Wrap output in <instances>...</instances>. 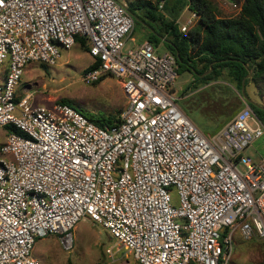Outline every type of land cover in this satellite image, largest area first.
<instances>
[{"label": "built area", "instance_id": "built-area-1", "mask_svg": "<svg viewBox=\"0 0 264 264\" xmlns=\"http://www.w3.org/2000/svg\"><path fill=\"white\" fill-rule=\"evenodd\" d=\"M133 28L117 0H0V264H39L31 250L49 234L69 248L84 216L138 264H227L236 232L264 236V157L243 152L264 124L245 101L203 135L169 91L174 54L147 40L124 50ZM76 36L92 57L84 82L121 85L110 126L16 92L28 64H56Z\"/></svg>", "mask_w": 264, "mask_h": 264}, {"label": "rangeland", "instance_id": "rangeland-1", "mask_svg": "<svg viewBox=\"0 0 264 264\" xmlns=\"http://www.w3.org/2000/svg\"><path fill=\"white\" fill-rule=\"evenodd\" d=\"M130 9L134 17L132 37L125 42L124 50L130 48L132 40L149 41V32L152 31L148 24L141 22L137 16L140 10L135 9L130 2L135 0H117ZM176 0H160L158 12L166 17H171L166 9L169 4ZM216 7V13L220 16L237 14L239 4L229 0H210ZM156 4V0H151ZM164 5V7H162ZM191 22L187 24V21ZM197 17L188 9L184 8L177 18V25L186 24L190 30L196 23ZM165 33L162 32V35ZM167 36V35H166ZM159 52L167 51L164 45V37H158ZM92 57L87 50L76 42L70 49H60V57L56 64L46 65L32 62L24 70L16 92L19 96L25 93L31 94L32 105L50 107L54 102L68 101L71 106L82 113L91 115L114 114L122 112L126 100L121 90V85L115 77H104L98 82L86 83L83 75L90 65ZM44 65V66H41ZM194 80L193 73L188 70L177 72L174 81L173 92L180 97L179 106L194 123L200 132L212 137L227 124L233 115L244 105L245 98L256 105L264 107V76L257 85L249 82L244 85V96L241 89L237 90L231 85L226 73L221 77L203 84L197 83L191 87ZM121 114V113H120ZM253 125L252 121H249ZM3 133V132H2ZM252 158L264 157V134L256 139L243 151ZM243 169L242 165H239ZM175 202V191L171 192ZM72 242L69 248H65L57 234L35 239L31 250V256L39 264H138L132 254L123 249L116 240L110 236L100 224L92 221L88 216L79 219L71 230ZM112 246L113 257L105 252ZM264 264V236L253 235L244 238L239 232L233 237V248L227 264Z\"/></svg>", "mask_w": 264, "mask_h": 264}, {"label": "trees", "instance_id": "trees-1", "mask_svg": "<svg viewBox=\"0 0 264 264\" xmlns=\"http://www.w3.org/2000/svg\"><path fill=\"white\" fill-rule=\"evenodd\" d=\"M156 1L154 4L151 0H135L130 4L140 10L138 19L152 30L149 41L157 43L158 37H164L167 51L176 58L177 72L188 70L193 73L191 87L218 79L223 71L237 90L241 89L242 79L248 71L251 74L244 80V85L249 82L257 85L264 76V0H242L237 14L231 16L218 15L210 0H176L166 7L170 18L158 12L160 0ZM229 1L239 4V0ZM184 8L197 17L195 25L187 32H182L176 23ZM75 40L88 50L85 37L76 36ZM173 88H169L171 93H174ZM60 102L68 103L66 100ZM248 105L264 124L263 106ZM120 113L119 110L114 114H82L96 125L106 127L118 122Z\"/></svg>", "mask_w": 264, "mask_h": 264}, {"label": "water", "instance_id": "water-1", "mask_svg": "<svg viewBox=\"0 0 264 264\" xmlns=\"http://www.w3.org/2000/svg\"><path fill=\"white\" fill-rule=\"evenodd\" d=\"M251 74L250 71H248V74L242 79V85H241V93H242V96L245 98L244 96V80L246 79V77H249ZM246 102L248 103H251V104H254L256 105L255 103H253L252 101H250L249 99L245 98ZM264 108V107H263Z\"/></svg>", "mask_w": 264, "mask_h": 264}, {"label": "crops", "instance_id": "crops-1", "mask_svg": "<svg viewBox=\"0 0 264 264\" xmlns=\"http://www.w3.org/2000/svg\"><path fill=\"white\" fill-rule=\"evenodd\" d=\"M132 33H133V32H132ZM131 37H132V34H131ZM131 37H130L128 40H130ZM142 41H144V40H142ZM142 41H141V42H142ZM135 43H140V41H139V40H134V39H133V40H132V45L135 44ZM235 114H236V113H235ZM235 114H234V115H235Z\"/></svg>", "mask_w": 264, "mask_h": 264}, {"label": "clouds", "instance_id": "clouds-1", "mask_svg": "<svg viewBox=\"0 0 264 264\" xmlns=\"http://www.w3.org/2000/svg\"><path fill=\"white\" fill-rule=\"evenodd\" d=\"M174 87V86H173ZM175 94V93H174ZM178 96V95H177ZM248 103V102H247Z\"/></svg>", "mask_w": 264, "mask_h": 264}]
</instances>
